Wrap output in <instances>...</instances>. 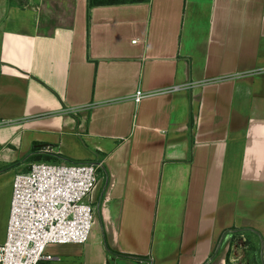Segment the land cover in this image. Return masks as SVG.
I'll return each instance as SVG.
<instances>
[{"label": "crops", "instance_id": "crops-1", "mask_svg": "<svg viewBox=\"0 0 264 264\" xmlns=\"http://www.w3.org/2000/svg\"><path fill=\"white\" fill-rule=\"evenodd\" d=\"M44 148L103 169L38 264H225L233 230L264 264V0H0V243Z\"/></svg>", "mask_w": 264, "mask_h": 264}, {"label": "built area", "instance_id": "built-area-1", "mask_svg": "<svg viewBox=\"0 0 264 264\" xmlns=\"http://www.w3.org/2000/svg\"><path fill=\"white\" fill-rule=\"evenodd\" d=\"M144 96L137 89L133 99L139 102ZM40 153L57 155L49 148ZM57 158L59 162L33 161L13 175L0 264H38L52 258L50 245L88 240L95 220L93 193L103 163Z\"/></svg>", "mask_w": 264, "mask_h": 264}, {"label": "trees", "instance_id": "trees-1", "mask_svg": "<svg viewBox=\"0 0 264 264\" xmlns=\"http://www.w3.org/2000/svg\"><path fill=\"white\" fill-rule=\"evenodd\" d=\"M123 1H125V0H89V6L93 5V4L118 3V2H123ZM126 1L132 2V1H146V0H126ZM58 156H61V155L57 154L55 156H53V155L51 156V155L39 153V154L31 155L29 158H32L31 160H33V161L44 160L46 162H59V160L57 158ZM242 232H244L246 234V231H242ZM239 234H240L239 230H235V231L233 230L232 232H229V231L225 232L223 237L226 240H228V242H229V250L231 248H234V247L240 248L241 246H243V248H247V249H245L247 252L246 254H248L249 252H251L253 250V255L255 254L254 258H256L257 247L253 246L248 238L244 237V242L241 241L240 244L236 243L235 239H236V237H238ZM239 238H242V237L239 235ZM229 250H228V253H229ZM225 264H229L228 254L226 256Z\"/></svg>", "mask_w": 264, "mask_h": 264}, {"label": "rangeland", "instance_id": "rangeland-1", "mask_svg": "<svg viewBox=\"0 0 264 264\" xmlns=\"http://www.w3.org/2000/svg\"><path fill=\"white\" fill-rule=\"evenodd\" d=\"M63 158L67 160V161H64V162H67V163L68 162L69 163L70 162H73V163H77L78 162V161H76L74 159H71V158H68L66 156H63ZM41 161H44V160H41ZM26 163H29V162L26 161ZM100 171H101V169L99 170V172ZM235 240H236V243H239V244L241 243V238H239V235H238V237H236ZM50 246H52V245H50ZM235 250H236V252L233 254V251H235ZM229 251L230 252H229V255H228V259H230L231 256H232L234 259H236L235 264H254L251 261L246 260L247 258H245L246 257V254L245 253H247V252H246L245 248H241V247L238 248V247H236V248H231ZM48 252H50V251L48 250ZM234 255H236V256L234 257ZM229 264H233V263L229 260Z\"/></svg>", "mask_w": 264, "mask_h": 264}]
</instances>
